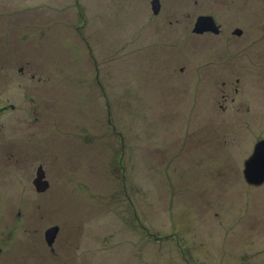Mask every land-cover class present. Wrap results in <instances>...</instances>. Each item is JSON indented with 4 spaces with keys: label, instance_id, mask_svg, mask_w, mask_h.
I'll return each mask as SVG.
<instances>
[{
    "label": "rangeland",
    "instance_id": "374dc122",
    "mask_svg": "<svg viewBox=\"0 0 264 264\" xmlns=\"http://www.w3.org/2000/svg\"><path fill=\"white\" fill-rule=\"evenodd\" d=\"M153 1L0 0V86H19L0 107L22 105L0 124L49 132L36 159L59 164L36 195L32 158L0 183V264H264V183L243 174L264 137V0ZM241 12L263 17L238 39ZM208 13L220 35L193 32Z\"/></svg>",
    "mask_w": 264,
    "mask_h": 264
},
{
    "label": "flooded vegetation",
    "instance_id": "af4514ba",
    "mask_svg": "<svg viewBox=\"0 0 264 264\" xmlns=\"http://www.w3.org/2000/svg\"><path fill=\"white\" fill-rule=\"evenodd\" d=\"M245 2H246V5L242 4V6H244V8H246V9H250L252 6L251 5L252 3L248 4V1H245ZM254 14L255 13H253L252 16ZM258 14L263 15L264 10H263V12H260ZM201 16L202 17H211L214 24L210 27V30L205 31V33L200 32V34L210 33L213 35H220L221 31L223 30V27L221 26L220 23L217 22V19L215 18L214 14L208 13V14L199 15V17H201ZM258 16H259V18L256 19L255 16L252 18L250 16V14L246 15V14L241 12V14L239 16L240 18L238 19L239 25L235 26L232 29L231 33L234 36L237 35L236 37L238 39H243L246 35L253 34V32L256 29H258L259 19H260L261 15H258ZM261 17H263V16H261ZM197 20L195 21V23H193V28H192L193 32H194V28H195V24L197 23ZM11 23L13 24L14 22L11 21ZM5 33H6V28L3 27L2 23H0V39L4 40L3 43H4L5 47H7L6 43H8V47H7L5 52L11 53L10 46L14 42H11L9 37H5ZM194 33H196V32H194ZM197 33H199V32H197ZM17 61L18 60L16 58H13L10 61L7 60L5 62L6 71L8 69L12 68ZM28 64L26 63L25 65L23 64L22 66L19 65L18 67H16L17 68L16 72H18V74L25 73V75L27 74V77L30 80H32L34 75L30 71V69H27ZM179 70L181 72H183V70L181 68ZM23 77H24V75H23ZM236 82H239V78H236ZM3 84L5 86H3ZM3 84L0 86V93L1 94H4V91L10 92V91H14L16 89H19V86L18 87H16V86L12 87L9 82L3 83ZM4 95H6V94H4ZM15 102L19 103L14 98H9V101L5 102L6 103L5 106L0 107V114L7 113L8 115H10V114L13 115L17 112V110L19 111L20 108L22 107V105L19 106ZM25 114H26L25 110H22L20 113V115L23 116V118L25 117ZM0 122L3 123L2 120H0ZM7 128L15 129V123H13V121L11 119H9L8 116L6 117V124H3V125L0 124V183L2 181H5L8 183L10 182L9 184H12L11 179H12V175L14 174L16 168L24 166L25 165L24 163H26L28 161V159L32 158L34 160H31V161H34L35 163L34 164L32 162L30 163V165H31L30 170L27 168L24 172V175L30 176V182L32 183V186H33V191L31 190L30 193L35 194V195L38 193H42V190L46 187V185L47 186L49 185V182H48L49 176H50L49 171H50L51 167H55V166L59 165V164H57L58 162L57 163H51V162L47 161L46 163H43V162L38 161L36 159V158H38L39 155H42V157L44 156L43 151L45 149L43 147H44L45 141L48 140L46 137H47L49 132L45 133L44 138L43 137L40 138V136H38V134H37V129H34L32 131V130L25 128V129H23V131L20 132L21 138H15L12 134H10L7 131ZM51 133L56 136V131L51 132ZM58 137L62 138L61 137V130L58 131ZM263 140H264V137L259 138L258 141H256L253 144L254 146H253L252 151L254 150L255 145L258 142L263 141ZM73 142L76 143V141H73ZM13 178H15V176ZM16 189L18 190V188H16ZM15 227H16V225L3 227L4 229L7 230L4 234V238L6 237L7 240L12 239V238L16 239L17 235H18V230L16 231ZM22 228H23V226H22ZM4 238H3V240H4ZM50 248H52V247L50 246ZM8 249H10V248L8 247ZM4 253H5V250L3 249V247H0V259L4 256ZM8 263L10 264V261H8ZM15 263L19 264L20 262L16 260Z\"/></svg>",
    "mask_w": 264,
    "mask_h": 264
},
{
    "label": "water",
    "instance_id": "95a60500",
    "mask_svg": "<svg viewBox=\"0 0 264 264\" xmlns=\"http://www.w3.org/2000/svg\"><path fill=\"white\" fill-rule=\"evenodd\" d=\"M154 12L157 13L159 9V1L154 0L152 2ZM194 32H205L210 30V27L214 24L211 17H199L197 18ZM216 31V30H215ZM252 156L245 162V180L247 184L260 186L264 183V140L258 142L255 145ZM57 232V228L48 229L45 235L48 246L54 241V233Z\"/></svg>",
    "mask_w": 264,
    "mask_h": 264
},
{
    "label": "bare ground",
    "instance_id": "6f19581e",
    "mask_svg": "<svg viewBox=\"0 0 264 264\" xmlns=\"http://www.w3.org/2000/svg\"><path fill=\"white\" fill-rule=\"evenodd\" d=\"M258 144V143H257Z\"/></svg>",
    "mask_w": 264,
    "mask_h": 264
}]
</instances>
